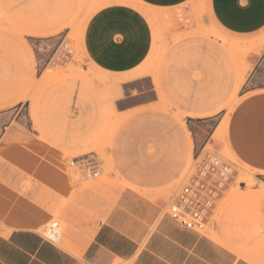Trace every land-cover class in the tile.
<instances>
[{"label": "rangeland", "instance_id": "1", "mask_svg": "<svg viewBox=\"0 0 264 264\" xmlns=\"http://www.w3.org/2000/svg\"><path fill=\"white\" fill-rule=\"evenodd\" d=\"M124 2L136 4L0 0V235L29 228L44 236L57 223L54 243L73 251L124 189L167 206L197 157L182 124L188 128L195 95L218 68L219 82L202 105L216 112L200 119L219 121L205 150L229 165L233 180L209 199L199 232L264 264V201L226 132L214 134L264 66V29L229 32L213 19L208 0L142 8L153 27L151 53L139 70L117 76L87 59L83 30L97 9ZM80 158L94 160L96 175L71 165Z\"/></svg>", "mask_w": 264, "mask_h": 264}, {"label": "crops", "instance_id": "2", "mask_svg": "<svg viewBox=\"0 0 264 264\" xmlns=\"http://www.w3.org/2000/svg\"><path fill=\"white\" fill-rule=\"evenodd\" d=\"M189 1L135 0L136 4L100 7L83 30L82 46L87 59L108 74H133L145 63L154 44L153 27L145 9L172 10ZM208 3L215 22L229 32L254 34L264 29V0ZM252 59L255 62L257 57ZM263 75L264 66L239 96L228 119L226 137L235 157L252 173L251 190L264 201ZM210 77L209 84L216 85L221 77L219 69H211ZM244 81L239 78L236 90ZM210 85L201 86L200 94L195 95L188 128L182 124V136L193 157L206 147L219 125L218 120L200 119L216 112L202 106ZM84 94L82 91L81 98ZM165 209L163 204L133 189H124L82 247L66 250L35 230L16 228L0 235V264H254L211 237L186 228ZM261 212L264 214V205Z\"/></svg>", "mask_w": 264, "mask_h": 264}, {"label": "built area", "instance_id": "3", "mask_svg": "<svg viewBox=\"0 0 264 264\" xmlns=\"http://www.w3.org/2000/svg\"><path fill=\"white\" fill-rule=\"evenodd\" d=\"M73 163L84 168L88 172L87 175H96L94 160L80 158L73 160L71 165ZM231 175L229 165L214 152L204 148L197 155L190 171L182 179L174 198L167 204L165 212L186 228L201 230L205 224V211L209 206V199L215 198L218 191L228 185L232 180ZM43 237L54 242L58 237L57 223H52L46 228Z\"/></svg>", "mask_w": 264, "mask_h": 264}, {"label": "bare ground", "instance_id": "4", "mask_svg": "<svg viewBox=\"0 0 264 264\" xmlns=\"http://www.w3.org/2000/svg\"><path fill=\"white\" fill-rule=\"evenodd\" d=\"M248 72H245L244 74H242L241 76V80L244 81L247 77ZM227 123H228V119L222 123L221 127L217 130V132H215V137L217 138L220 134L222 135V133L225 131L226 132V128H227ZM226 134V133H225ZM224 134V135H225ZM223 136V135H222ZM224 140V137H223ZM226 143V142H225ZM227 145V143H226ZM228 147V146H227ZM229 148V147H228ZM230 150V149H229ZM232 153V152H231ZM76 163H73V165H75ZM60 235H58V237L56 239H59Z\"/></svg>", "mask_w": 264, "mask_h": 264}]
</instances>
